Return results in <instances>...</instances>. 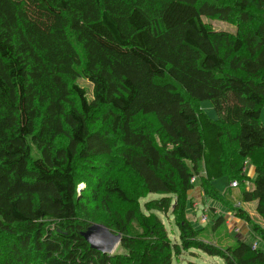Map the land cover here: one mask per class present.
I'll use <instances>...</instances> for the list:
<instances>
[{"label": "trees", "instance_id": "16d2710c", "mask_svg": "<svg viewBox=\"0 0 264 264\" xmlns=\"http://www.w3.org/2000/svg\"><path fill=\"white\" fill-rule=\"evenodd\" d=\"M263 108L264 0H0V264H174L193 249L264 264L242 232L204 238L229 215L211 206L202 227L187 215L199 190L264 243L241 205L264 220ZM224 175L238 197L214 187ZM93 224L123 250L92 247Z\"/></svg>", "mask_w": 264, "mask_h": 264}, {"label": "rangeland", "instance_id": "374dc122", "mask_svg": "<svg viewBox=\"0 0 264 264\" xmlns=\"http://www.w3.org/2000/svg\"><path fill=\"white\" fill-rule=\"evenodd\" d=\"M205 22H207L213 29H218V30H229V31H235L236 30V25L233 24V23H230V22H224V21H221V20H217L213 17H210V18H204ZM78 83L80 85H82L83 87H85L87 89V93H88V96L89 98H92V95H93V85L92 83H90L88 80H85V79H79L78 80ZM200 107L202 110H204L212 119H217L218 115H217V112L212 104V102L210 100H204V101H201L199 103ZM261 120L264 124V108L262 110V114H261ZM139 123H143L142 119L139 120ZM229 177L227 175H224L223 177H220V178H217V179H214L213 181V185L214 187H216V189H218L221 193L223 192H226V190L229 189V184H230V181L228 179ZM85 186V183H81L80 185V189H82L83 187ZM197 191L196 189L191 193V197L195 200H198L197 198L199 197H193V194L194 192ZM231 192L234 196H237L240 192V189L239 188H232L231 189ZM200 193H202L200 191ZM199 195V194H198ZM202 196V200L200 203H197V201L193 202L192 204L195 206V207H199L201 208L200 212L201 213V223L204 224V223H207L209 225L212 224V219L213 218L209 213H208V209L213 206V207H216L218 208L224 215L228 212V208L224 207V205H222L219 201L217 200H214L212 198H207L205 195L203 194H200ZM160 197L159 194H155V193H151L149 194L148 196H146L145 198L142 199V202L144 203L146 200L148 199H152V198H158ZM253 204H255V202H250L249 205H246L248 208L249 207H252ZM205 213H208L207 215V218H205L203 215ZM222 213H219V215H221ZM159 215L162 217V219L164 220L165 224H166V227H167V230H168V233H169V236L171 237V239L173 240V242H180V232H179V228L178 226L176 225L175 221H174V218L171 214H169V216L163 214V213H159ZM218 215V216H219ZM264 225V223H262ZM196 227H201L200 224L198 223L197 224H194ZM241 228V227H240ZM94 229L92 228L89 232H88V235L89 236H92L94 237V235L98 234H102V229ZM228 229H229V232H228ZM210 230V229H209ZM208 230V231H209ZM230 227L227 223V226L226 227H223L221 229H219L218 231L216 230V232L212 233L211 235L207 232V230H205V232L203 233L204 234V238L205 239H208L210 241H221L224 236L227 237V234H228V237L230 239H232V241L234 240V237L235 236V233H233L232 231L230 232ZM239 232V231H237ZM209 234V235H208ZM103 237L106 236L105 235H102ZM94 239H97V238H94ZM104 239V238H103ZM246 239L248 241H250L251 243H254L255 241H258V243L261 245V246H264V243L261 241H259L255 236H253L252 234H249L246 236ZM123 248H121V245H120V242H118L115 247L112 249V252H119V251H122ZM194 252H190V251H187V250H184L183 253H181L180 255L174 257V264H188L190 261L192 262H195L197 264H225V261L223 260V258L219 257V256H213V255H209L201 250H198V249H193Z\"/></svg>", "mask_w": 264, "mask_h": 264}, {"label": "crops", "instance_id": "0c3cea01", "mask_svg": "<svg viewBox=\"0 0 264 264\" xmlns=\"http://www.w3.org/2000/svg\"><path fill=\"white\" fill-rule=\"evenodd\" d=\"M246 171H247V174L250 176V177H252V178H254L255 177V167L252 165V164H250V163H248L247 165H246ZM248 185H247V187L248 188H250L251 187V184L248 182L247 183ZM229 186H230V184H229ZM235 189L236 188H238V187H234ZM199 194V195H198ZM200 194H202V193H200V191L199 190H197V191H195L194 192V194H193V197H199V198H197L198 200H195V201H197V203H200L201 202V200H202V196L200 195ZM240 194H238L236 197H238ZM192 203L193 202H195L194 201V199L192 198ZM253 202H255V204H253V206H252V204H251V206L252 207H247L246 205H249V203L250 202H244V203H242L241 205L250 213V215L253 217V219L255 220V221H258V222H260V223H264V220H263V218H261V216L257 213V211H256V205H257V202L256 201H253ZM252 202V203H253ZM200 207V206H199ZM199 207H195L193 204H191L190 205V207H189V212H188V218L192 221V223H194V224H197L198 225V223L200 224V226L202 227V226H205L207 223H204V224H202L200 221H201V213L202 212H200V210H201V208H199ZM219 213H222L218 208H216V210H215V214H218L219 215ZM232 212L231 211H228L227 213H226V215H229V219L226 221L227 223H231L232 222V215L233 214H231ZM223 214V213H222ZM209 225V224H208ZM212 225V224H211ZM235 226H238V231L239 232H237V230L236 229H233V233H235V235L237 234V233H244V235H245V238H246V236L247 235H249V234H252L251 232H250V230H249V227H248V225L246 224V222H244V221H242L241 223H239V224H235ZM234 226V227H235ZM241 227V228H240ZM230 231V232H231ZM253 235V234H252ZM250 242V241H249ZM217 243L218 244H220L221 246H228V245H230L231 243H232V239H230L229 237H228V234H227V237L226 236H224V238L220 241H217Z\"/></svg>", "mask_w": 264, "mask_h": 264}, {"label": "water", "instance_id": "95a60500", "mask_svg": "<svg viewBox=\"0 0 264 264\" xmlns=\"http://www.w3.org/2000/svg\"><path fill=\"white\" fill-rule=\"evenodd\" d=\"M92 228L102 229V231H101L102 234H100V235L96 234V235H94V237H93V235L89 236L88 232ZM105 234H106V236L103 237L102 235H105ZM84 235L87 238V240L91 243L92 247H94L100 251H103V252H112V249L121 240V234L113 233L112 231H110L108 229V227H106L102 224H93L86 232H84ZM94 238H97V239H94Z\"/></svg>", "mask_w": 264, "mask_h": 264}, {"label": "built area", "instance_id": "2783aa9c", "mask_svg": "<svg viewBox=\"0 0 264 264\" xmlns=\"http://www.w3.org/2000/svg\"><path fill=\"white\" fill-rule=\"evenodd\" d=\"M195 180V178H193V181ZM230 185L232 186V187H237L238 186V183H237V181H232V182H230ZM207 215H208V213H205L203 216L205 217V218H207ZM236 230L238 231L239 229L238 228H236ZM259 245V243L257 242V241H255L254 243H253V246L254 247H257Z\"/></svg>", "mask_w": 264, "mask_h": 264}]
</instances>
